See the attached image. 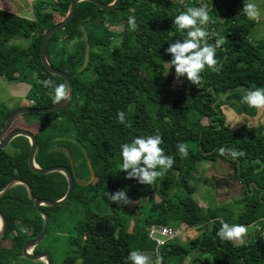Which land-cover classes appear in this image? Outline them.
<instances>
[{"label":"trees","instance_id":"trees-1","mask_svg":"<svg viewBox=\"0 0 264 264\" xmlns=\"http://www.w3.org/2000/svg\"><path fill=\"white\" fill-rule=\"evenodd\" d=\"M100 1L109 4L114 0ZM71 2L37 1L32 5V19L0 8V78L30 85L31 106H54V87H67L63 78L43 66L41 43L45 32L67 16ZM200 3L122 0L116 9L105 11L83 1L73 20L51 36L48 60L70 76L75 93L65 109L45 116L48 125L72 123L74 133L59 138L41 127L35 133L39 143L35 159L41 168L68 166L75 187L63 206L42 207L51 222L34 252L46 251L53 257V247L45 242L53 236L55 245L63 238L69 247L61 264H131L127 257L133 250L149 256L150 262L162 258V264H185L193 252L212 255L214 264H264V241L236 246L217 236L223 223L259 225L264 231V130L247 125L232 128L223 113L224 106L243 96L242 90L264 86V38H253L256 21L240 12L241 0H206L212 18L207 26L209 43L224 41L217 49L219 65L206 67L200 86L178 77L170 62L173 54L167 49L177 40L183 42L187 32L177 30L174 18ZM129 16L136 19L135 31L128 24ZM14 39L30 43L25 47L10 44ZM49 80L52 84L45 87L44 81ZM227 93L229 101L222 98ZM4 108L0 127L16 110ZM120 111L125 113V124L117 119ZM156 134L162 137L160 147L165 155L175 160L172 168H158L164 174L151 185L126 178L121 170V145ZM180 144L187 145L186 157L179 153ZM221 148L244 155L222 156ZM30 151L26 137H17L0 149V192L20 180L32 188L36 198H63L68 190L66 176L32 171ZM217 160L232 163L244 186L239 199L243 209L237 215L229 207L204 209L194 198L196 187L191 181L198 164ZM90 164L95 171L91 183ZM121 190L130 198L127 205L113 203L107 195ZM146 197L151 199L145 201ZM134 203L142 208L141 216L131 207ZM0 212L6 220L0 264H46L23 254L24 245L38 237L45 224L25 184L15 185L0 197ZM182 225L205 231L187 245L176 238L157 247L148 237L151 226L176 229ZM200 261L205 262L197 257L189 263Z\"/></svg>","mask_w":264,"mask_h":264},{"label":"clouds","instance_id":"clouds-1","mask_svg":"<svg viewBox=\"0 0 264 264\" xmlns=\"http://www.w3.org/2000/svg\"><path fill=\"white\" fill-rule=\"evenodd\" d=\"M209 8L206 0H201L198 7L189 6L185 11H182L174 18V25L178 31L187 32L183 42L177 40L171 43L167 49L173 54V59L170 61L175 68V73L178 77L183 76L194 84L200 86L202 81V73L207 68H217L219 61L216 58L217 49L224 43L223 40L217 39L214 44L209 43V32L207 26L212 22L209 15ZM242 13L249 20H257L262 13L261 8L255 0H245V5ZM128 24L135 31L137 28L136 19L134 16H129ZM52 81H44L45 87H50ZM54 104H59L62 100L68 98L69 90L65 84L56 85L54 87ZM244 103L252 108L264 109V87H256L245 91L242 97ZM117 119L121 124H125V113L120 111ZM131 127V124H127ZM163 143L162 137L159 134L149 135L147 137H136L130 143L121 145L122 167L121 170L127 173L128 179L136 178L139 183L145 185L153 184L157 178H161L163 171L172 168L175 160L172 156L165 155L164 150L160 147ZM220 155H229L231 158H236L244 155V152L235 149L221 148ZM179 153L181 157L188 155L187 145H179ZM109 199L118 205L129 204L130 198L127 196L126 190L117 191L115 194H108ZM248 229L244 225H229L223 223L217 236L222 241H230L234 245L239 246L244 243ZM127 259L131 264H150V257L143 254L139 250H133L129 253ZM157 264H162V258H159Z\"/></svg>","mask_w":264,"mask_h":264},{"label":"rangeland","instance_id":"rangeland-1","mask_svg":"<svg viewBox=\"0 0 264 264\" xmlns=\"http://www.w3.org/2000/svg\"><path fill=\"white\" fill-rule=\"evenodd\" d=\"M29 1L34 4L40 0H29ZM241 9L242 6L240 5L239 10ZM32 12H33V8H32ZM253 38H256V34H254ZM29 43H30L29 41L24 39H14L10 42V44L24 46V47L28 46ZM5 82L0 81V110L1 109L6 110V108L4 107L9 108L10 110H14V109L17 110L19 105H26V106L32 105L31 99H33V97L31 94H29L31 90L30 85L26 83H15L17 85L14 86V84L8 82L5 83ZM244 90H242L244 92L243 95L245 94ZM242 97L243 96L241 95L237 96L231 102L233 104H229L223 107V113L225 114L226 117L229 116V111L237 113L238 116H242L241 114L244 112V107L249 111L253 109L248 104H246V106H243L244 102L242 101V99H239ZM222 98L224 100H227L226 94H224ZM241 101L242 104H240ZM259 116H264V109H262V112ZM46 118L47 117L45 116V114H34V113L25 114L14 120L10 129L17 126H21V128L28 129L33 133H38L41 131V127H42V130H44V132L54 134L59 138H64V137L68 138L73 135L74 130L72 123L63 121L48 125ZM211 165L212 162H208V161H204L198 164L197 170L194 173V177L191 181V185L196 187V193L194 194V198L201 204V206L204 209L207 208L217 209L220 207H229L237 215L243 209V204L239 203V199H234V200H231L229 198L225 199L224 195H222L221 196L222 199L219 200L216 193L217 192L216 181L210 175L211 169H207L204 172L202 171V169H204L203 167L211 166ZM150 199L151 198L146 197L144 200L146 201ZM136 204L139 203L137 202ZM131 207L135 208L137 215L141 216L143 214L141 211L142 208L141 209L136 208L135 203L131 204ZM134 225L135 223L133 222L130 230L133 229ZM246 227L248 229V232L244 239V243L250 242L252 240L264 241V231L261 230L259 225H250ZM176 229L179 230V235L177 237L178 243L182 245H187L192 239L198 237L203 233V231H205V229L200 230L195 227H187L185 225H182ZM53 239H54L53 236H48V239H46L45 242L49 247H53L51 251L54 254L53 256L54 264H61L65 255L69 250V247L65 239L62 238L57 245L53 243ZM197 257H201L203 260H205V262L200 261V262H196L195 264H214L212 255L201 254L198 252H193L190 256H188L186 258L185 264H190L189 262L191 261V259ZM157 261L158 260L154 259L153 262L150 263L157 264Z\"/></svg>","mask_w":264,"mask_h":264},{"label":"water","instance_id":"water-1","mask_svg":"<svg viewBox=\"0 0 264 264\" xmlns=\"http://www.w3.org/2000/svg\"><path fill=\"white\" fill-rule=\"evenodd\" d=\"M83 1L92 2L95 5H97L101 10L111 11L113 9H116L120 5L122 0H114L112 3H109V4L103 3L100 0H72L67 16L61 22H59L58 24H56L55 26L50 28L47 32H45L43 39H42V43H41V62L43 64V66L45 67V69L49 73L56 75V76H59L65 80V82L67 84V89L69 90L68 98L65 100H62L59 104H55L54 106L45 107V108H38V107H34V106H22L19 109L12 112L8 116V118L5 120L4 124L0 127V149H5V148L9 147L10 143L17 137H26L29 140L30 145H31V151L29 154V167H30V169L36 173H41V174L60 172V173L64 174L67 178L68 190H67L65 196L61 199H58V200L36 198L33 194L32 188L28 184L23 183L20 180H13L12 182H10L7 185V187L5 189H3L0 192V197H1L8 190H10L12 187H14L17 184H25L27 186V188L29 189L31 200L33 201L35 207L38 209V211L40 212V214L44 218L45 224H44V229L41 232V234L38 237H36L35 239L27 242L24 245L23 254L26 258H29V259L35 260V261H45L46 264H54V260H53L51 253L46 252V251L37 252V253L34 252V249L47 236L49 226H50V222H51V216L46 211H44V209L42 207L43 206H49V207L63 206L64 204H66L69 201V199L71 198L72 193L74 191V187H75L74 174L68 166H63V165L53 166V167H49V168H41L37 164L36 159H35L38 148H39L38 139H37L36 134L31 132L30 130L25 129V128H18V129H14V130L10 131L7 134L5 139H4V136L9 131L14 120H16L18 117L25 115V114H30V113L48 114V113H52L55 111L63 110L72 102V100L74 98V93H75L74 83L68 74H66L65 72L53 67L50 64V62L48 60V56H47V46H48V41L51 38V36L54 35L56 32H59L60 30L64 29L73 20V18L75 16L77 5ZM12 154H14V152H12ZM71 164L72 165L74 164L72 156H71ZM90 169H91V179H90L89 183L93 182L95 179V171L93 170V167L91 164H90ZM5 227H6V220L3 216V214L0 212V238L4 234Z\"/></svg>","mask_w":264,"mask_h":264},{"label":"crops","instance_id":"crops-1","mask_svg":"<svg viewBox=\"0 0 264 264\" xmlns=\"http://www.w3.org/2000/svg\"><path fill=\"white\" fill-rule=\"evenodd\" d=\"M258 6L261 8L262 13H264V0H255ZM32 5L29 0H0V8H4L10 10L16 14L21 16H25L28 18H34L32 12ZM245 5V0H241L242 9L240 12L243 11ZM264 14L260 16L259 19L256 21L255 32L257 39L264 38ZM262 18V19H261ZM0 81L5 82L3 79L0 78ZM6 83V82H5ZM17 84H14L16 86ZM229 93L226 94L227 101ZM243 101V100H242ZM242 101L240 104H242ZM32 103V102H31ZM26 105H20V107ZM246 106V103L243 104ZM247 111V112H246ZM260 109L253 108L252 110H247L244 107V112L241 114L242 116H238L237 113L229 111V116L227 118V124L230 125L232 128H238L243 125H247L250 128H263L264 130V116H259L262 112ZM246 113V114H244ZM252 113L254 115H252ZM237 115V116H234ZM247 115V116H245ZM202 171L204 172L207 169H211V176L216 181V188H217V196L218 199L221 200V196L224 195L225 199L229 198L231 200L240 199L244 192V186L242 182H240L236 175L235 167L232 163L228 161L217 160L216 162H212L211 166L203 167Z\"/></svg>","mask_w":264,"mask_h":264},{"label":"built area","instance_id":"built-area-1","mask_svg":"<svg viewBox=\"0 0 264 264\" xmlns=\"http://www.w3.org/2000/svg\"><path fill=\"white\" fill-rule=\"evenodd\" d=\"M147 232L148 237L157 247L166 245L169 241L175 240L179 235V230L170 226H151L148 228Z\"/></svg>","mask_w":264,"mask_h":264},{"label":"flooded vegetation","instance_id":"flooded-vegetation-1","mask_svg":"<svg viewBox=\"0 0 264 264\" xmlns=\"http://www.w3.org/2000/svg\"><path fill=\"white\" fill-rule=\"evenodd\" d=\"M18 128H21V126H17V127H14V128H12V129H10V130L6 133V135L4 136V139L6 138L7 134H8L10 131H12V130H14V129H18Z\"/></svg>","mask_w":264,"mask_h":264}]
</instances>
